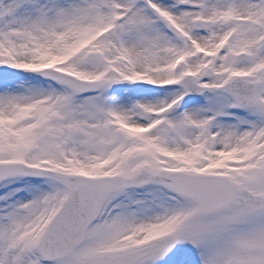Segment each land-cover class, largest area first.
<instances>
[{"label":"snow or ice","instance_id":"snow-or-ice-1","mask_svg":"<svg viewBox=\"0 0 264 264\" xmlns=\"http://www.w3.org/2000/svg\"><path fill=\"white\" fill-rule=\"evenodd\" d=\"M0 264H264V0H0Z\"/></svg>","mask_w":264,"mask_h":264}]
</instances>
